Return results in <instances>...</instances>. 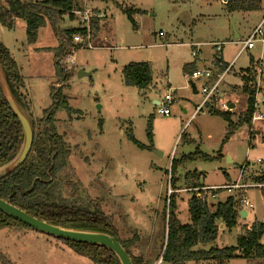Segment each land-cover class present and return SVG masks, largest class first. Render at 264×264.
<instances>
[{
	"label": "rangeland",
	"instance_id": "obj_1",
	"mask_svg": "<svg viewBox=\"0 0 264 264\" xmlns=\"http://www.w3.org/2000/svg\"><path fill=\"white\" fill-rule=\"evenodd\" d=\"M73 2L74 10H92V47L76 42L74 35L80 32L73 34L68 43L71 50L75 49L71 53L75 60L74 64L65 63L63 59L69 54L63 57L61 65L68 75L63 81L57 77L54 60L59 41L56 38L53 42L48 26L39 29L36 43L28 42L22 19H17L15 29L3 32L24 79L23 92L30 105L23 112L34 123L35 131H42L39 120L53 103L51 87L61 90L70 107L55 114L57 132L71 148L69 167L61 174L69 182L64 196L75 192L80 202L96 201L112 216L119 238L135 241L131 251L136 257L150 264L159 260V264H172L163 259L170 193L176 196L181 221L188 223L187 202L201 187L225 185L230 182L225 173L236 179L242 164L264 160V122H258L252 134L249 124L241 126L222 146L228 125L225 119L212 113L210 105L192 114L202 101L206 81L193 80L199 91L196 94L188 76L184 77L185 67L195 60L199 66L201 62L213 66L215 42L225 43L222 55L232 59L241 48L234 43L235 36L240 33L245 39L260 22L264 0L258 10L232 14L225 9L224 0ZM126 8L133 9L132 19ZM71 15L63 16L59 30L83 25L81 16ZM190 38L200 43L197 59ZM236 61L222 80L220 98L229 97L228 102L238 99L235 112L240 113L248 103L244 87L250 80L244 73L261 62L264 68L261 47L247 50ZM131 62L150 65L152 84L147 89L125 83L123 68ZM82 72L86 75H80ZM167 93L174 95L171 115L160 116L155 113L154 100L164 99ZM214 106L223 112L220 103L215 101ZM131 133L138 143L130 138ZM5 168H0V175L5 174ZM259 193H248L254 208L248 209L247 218L239 217L235 226L227 228L224 224L221 230L223 223L217 220L219 236L212 246L236 245L238 236L251 224L264 221V200ZM216 195L207 202L211 210L230 197L224 189L217 190ZM238 252L241 256L222 264H264V258H247L241 250ZM0 255V264H96L66 243L33 229H0ZM186 264L218 263L213 259Z\"/></svg>",
	"mask_w": 264,
	"mask_h": 264
},
{
	"label": "trees",
	"instance_id": "obj_2",
	"mask_svg": "<svg viewBox=\"0 0 264 264\" xmlns=\"http://www.w3.org/2000/svg\"><path fill=\"white\" fill-rule=\"evenodd\" d=\"M224 1L229 13L255 11L262 6V0ZM75 7L73 0H4L0 6V22L9 29L14 26L16 19L24 20L29 43H36L39 29L49 25L59 41L58 47L54 50V60L57 77L59 81H63L68 75L61 61L73 50L68 42L73 34L84 33L82 28L59 30L63 16L68 13L72 17ZM125 13L132 19L133 9L126 8ZM0 64L12 95L23 111L30 105L23 92L24 79L10 49L2 41H0ZM189 70V66L185 67V73ZM123 77L126 84L144 90L152 84V69L146 62H131L123 68ZM245 91H248L247 111L237 117L236 121L232 118L230 111L221 112L210 105L211 112L221 116L228 124L222 146L241 126L251 125L255 92L248 87H245ZM51 97L52 105L44 111V116L39 120L43 127L42 131L37 133L34 123H31L34 140L28 158L11 173L0 175V198L54 225L115 236L134 264H150L132 253L131 247L135 244L134 240L119 238L112 216L106 214L96 201L88 199L86 202H80L75 192L71 193L70 197L64 196L63 190L69 182H66L61 174L69 167L71 148L64 137L57 132L55 114L61 108L70 110V107L67 97L54 86L51 87ZM130 138L138 143L132 133ZM24 139L23 126L6 99L0 84V168L7 167L16 159L22 150ZM220 155H222L221 150L218 152V156ZM174 169L175 161L172 165V173ZM193 186L196 187L199 184L193 183ZM187 203L190 222L183 223L178 215L176 196L170 193L168 208L166 203L165 209L167 244L163 255L164 260L168 259L172 264H186L191 261L215 259L218 264H222L232 257L241 256L239 250L247 258L251 256L264 258V242L262 241L264 221H255L251 224L250 228L246 229V233L238 236L236 245L223 248L212 246L219 236L218 219L227 228L238 223L240 215L237 213L232 196L225 202H218L212 210L206 201L195 194ZM6 227L16 230L33 229L0 211V229ZM56 239L66 243L77 253L88 256L96 264H121L118 257L104 246ZM199 244L210 245V247L195 248Z\"/></svg>",
	"mask_w": 264,
	"mask_h": 264
},
{
	"label": "built area",
	"instance_id": "obj_3",
	"mask_svg": "<svg viewBox=\"0 0 264 264\" xmlns=\"http://www.w3.org/2000/svg\"><path fill=\"white\" fill-rule=\"evenodd\" d=\"M77 14L81 16V22L83 23L80 28L84 30L83 32L77 33L74 35V38L77 43L86 42L89 47L91 45V15L92 10H73L72 14ZM162 35V33H160ZM238 42V41H237ZM241 48L238 54L244 53L247 50L254 49L258 46L261 47L262 57H264V17L260 20V23L251 30V32L246 36L245 39L240 40ZM225 43L216 42L215 47L217 49L216 54L220 53L224 47ZM75 49L71 51L74 52ZM70 53V54H71ZM64 58L62 61L65 63L74 64V55L71 54ZM193 55H197V51H193ZM232 69V64L228 65L225 70H222L220 73H214L211 68L209 69H195L192 71L190 76H188L191 84L193 80H204L206 84L202 88V94L204 96L203 102L197 107L195 113L202 111L203 107L209 105L210 103L214 104V102H218L221 104V109L223 111H231L229 102L223 101L220 98V85L223 82L224 77L230 72ZM244 77L246 80H250L249 83L246 84L245 87H248L254 90V104H253V112L251 115L252 122L250 125V133L255 132V126L258 122H264V68L262 67V62L257 66L254 64L251 71L244 73ZM254 79V80H253ZM173 100V95L167 93L164 99L160 100L158 104L155 105V113L160 116H170L171 115V103ZM194 113V114H195ZM259 165V166H258ZM262 167V168H261ZM252 171V172H251ZM255 171V172H254ZM238 177L236 179L231 180L229 183L222 186L212 185L211 187H201L195 195L206 202H210V198L216 197L217 190H227L230 197H233L235 208L237 213L242 218H247L249 213L248 209L254 208V203L249 197L250 191L260 192L262 199L264 200V160L259 158L257 162L247 161L241 165L239 168ZM242 211H246V217L242 216ZM224 225V224H222ZM250 228V227H248ZM222 230V228H220ZM161 260L157 264L160 263Z\"/></svg>",
	"mask_w": 264,
	"mask_h": 264
},
{
	"label": "water",
	"instance_id": "obj_4",
	"mask_svg": "<svg viewBox=\"0 0 264 264\" xmlns=\"http://www.w3.org/2000/svg\"><path fill=\"white\" fill-rule=\"evenodd\" d=\"M80 75H86V73L82 72ZM0 84L6 99L8 100L11 108L13 109L14 113L19 118L23 126L24 136H25L24 144L19 155L16 157V159L13 162H11L5 168V174H9L18 167H20L28 158L29 153L33 146L34 132L28 116L22 111V109L19 107V105L17 104V102L15 101L12 95V92L5 78L1 64H0ZM192 86L195 87V83H192ZM229 160L231 161V158H229ZM0 211L21 221L22 223L30 226L36 231L43 232L55 238H62L75 242L104 246L110 249L118 257L121 264H134L132 258L129 256L126 249L123 247V245L119 242V240L115 236L97 231L69 229L48 223L46 221L40 220L35 216L30 215L23 209L15 206L11 202L4 200L2 198H0ZM241 213L243 217H246L247 215L246 211H242Z\"/></svg>",
	"mask_w": 264,
	"mask_h": 264
},
{
	"label": "crops",
	"instance_id": "obj_5",
	"mask_svg": "<svg viewBox=\"0 0 264 264\" xmlns=\"http://www.w3.org/2000/svg\"><path fill=\"white\" fill-rule=\"evenodd\" d=\"M225 3V1L223 2V4ZM3 4V3H2ZM1 3H0V6L2 5ZM224 6H225V4H224ZM225 9H226V7H225ZM249 12H253V11H249ZM233 13H235V12H233ZM232 14V13H231ZM22 21V20H21ZM17 22V23H16ZM19 23H21V22H19ZM26 23V22H25ZM260 22H258V24H259ZM18 25V20L16 19L15 20V24H14V26L12 27V28H9V30H11V29H15L16 27H17V25ZM258 24H256V25H254L251 29H250V31L253 29V28H255ZM48 26V28H49V30H50V33H49V35H51L52 36V39H53V42L55 43L56 42V36H55V33H54V31L52 30V28L49 26V25H47ZM46 27V26H45ZM42 29V28H41ZM5 30H8V28H6L5 26H3V24L0 22V41H2L3 42V44L5 45V46H7L9 49H10V46H9V43L7 42V40L5 39V36H4V34H3V32L5 31ZM40 32V31H39ZM235 38L237 39V40H235L234 41V43L235 44H237V45H239L240 47H241V44L239 43V41L240 40H243V39H241V34L240 33H238L236 36H235ZM189 41H190V43L192 44V47H193V49L194 50H198V45L200 44V43H197V42H195L194 41V39L193 38H190L189 39ZM238 41V42H237ZM216 43V42H215ZM56 46V45H55ZM224 47H225V45H224ZM224 47H223V49H224ZM223 49H222V51L220 52V53H218V54H216V52H215V54H214V59H213V61L212 62H214V64H213V66L211 65H209V66H207L206 65V62H201V66H199L198 64H197V62H196V60L194 61V63H190V65H188L189 66V68H190V70H189V72L188 73H185L184 72V77L185 78H187V76H190V74L192 73V71L193 70H195V69H201V68H204V69H209V68H211V69H214L217 73L218 72H220V71H222V70H225L227 67H228V65H231L232 64V69L234 68V66H235V64H236V60L242 55V54H244V53H246V52H244V53H241V54H238L239 53V51H240V49L238 50V52L235 54V56L232 58V59H230V58H228V59H226V58H224L223 57V55H222V52H223ZM196 50V51H197ZM12 51V50H11ZM198 52H199V50H198ZM197 57H198V55H196L195 56V59H197ZM251 60H253V57H250V61ZM231 69V70H232ZM230 70V71H231ZM216 73V74H217ZM225 78V77H224ZM224 80V79H223ZM191 86H192V84H191ZM245 88V87H244ZM192 89H193V91L197 94L199 91H198V88H197V85L195 84V87H193L192 86ZM177 91V90H176ZM171 92H172V90H171ZM202 94V93H201ZM203 96V95H202ZM28 98V97H27ZM203 98H204V96H203ZM203 98H202V101L197 105V107L203 102ZM228 99H229V97H228ZM228 99H222L223 101H228ZM29 101V100H28ZM160 100L159 99H155L154 100V103H155V105L156 104H158V102H159ZM237 101H238V99H235V97H234V100L232 99L231 100V102H229V106H230V108L231 109H233L232 111H230L231 112V114L233 115L232 116V118L236 121L237 120V117H239L240 115H243L244 113H246V111H247V106H248V103H247V105H246V107H245V110H242L240 113H236L235 112V110H236V105H237ZM172 103H174V95H173V100H172ZM172 103H171V105H172ZM209 105H213L214 106V104H212V103H210ZM197 107H196V109H197ZM216 107V106H215ZM196 109L194 110V112L192 113V114H194L195 113V111H196ZM224 135H225V131H224ZM233 137L231 136V138L230 139H232ZM229 139V140H230ZM229 142V141H228ZM227 142V143H228ZM223 143V142H222ZM226 143V144H227ZM225 145V144H224ZM223 145V146H224ZM227 157H229L228 155H227ZM229 158H231V157H229ZM233 160H232V158H231V161L230 162H232ZM241 167V166H240ZM239 167V168H240ZM239 170V169H238ZM199 174H201V173H199ZM225 176H227V179H229V181H231L233 178H232V176L230 175V177H229V175L228 174H226L225 173ZM222 227V224L220 225V228ZM225 228V227H224ZM224 228L222 229V230H224Z\"/></svg>",
	"mask_w": 264,
	"mask_h": 264
}]
</instances>
